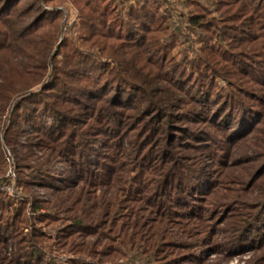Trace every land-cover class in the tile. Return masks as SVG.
<instances>
[{"label": "trees", "instance_id": "1", "mask_svg": "<svg viewBox=\"0 0 264 264\" xmlns=\"http://www.w3.org/2000/svg\"><path fill=\"white\" fill-rule=\"evenodd\" d=\"M43 4L54 5L44 11ZM65 5L77 12L73 22L60 9ZM202 71L225 87L213 81L212 90L203 88ZM192 78L193 93L187 88ZM250 113L256 126L246 138L260 149L264 0H2L0 118L9 115L10 121L4 144L16 150L28 125L38 139L24 149L39 153L28 151L20 159L30 177L41 179L55 163L79 167L64 191L43 182L55 197L48 209L64 216L72 232L67 245L79 253L92 250L90 239L104 237L101 229L118 238L114 252L122 257L126 250L135 258L144 249L157 254L159 245L197 240L203 209L195 205L179 213L172 206L185 201L178 194L193 189L196 166L182 165L188 149L174 144L170 127L186 120L243 129ZM130 122L137 127L129 129ZM98 136L106 139L102 153L95 160L80 154L85 163L77 164L78 148L84 143L91 150L88 140ZM244 138L237 141L249 140ZM146 141L163 143L154 150L159 155L143 146ZM136 157L143 162L137 167L141 177L132 176ZM26 180V186L36 183ZM258 181L264 183V176Z\"/></svg>", "mask_w": 264, "mask_h": 264}, {"label": "rangeland", "instance_id": "2", "mask_svg": "<svg viewBox=\"0 0 264 264\" xmlns=\"http://www.w3.org/2000/svg\"><path fill=\"white\" fill-rule=\"evenodd\" d=\"M1 3L2 0L0 5ZM203 3L201 1L200 5ZM52 5L54 4H43V10L49 11ZM60 9L68 22L76 19L77 12L71 5ZM176 9H179V5H176ZM71 33L74 36L75 31L72 30ZM201 73L206 77L201 80L203 88L212 90L213 81L218 86L225 87L223 80H216L213 74L204 71ZM191 76L192 73L185 81ZM183 83L185 82H182L181 86ZM186 84L189 85L186 82L184 86ZM195 84L197 82L192 78L190 86L187 87L189 91L193 89L191 93L195 91ZM8 117L9 115L0 118V145L4 150L2 153L0 149V264H264V183L258 181L264 176V144L260 149H255L253 140H250L252 137L249 135L246 138V134L256 126L254 115L251 113L248 115V122L243 123V129L237 125L229 129L220 122L213 126L186 120L172 124L171 140L174 144L186 145L184 147L188 149V152L182 151V157L189 155L188 158H183L182 165L196 166V174L192 178L195 183L193 189L189 188V193L185 191L184 194H178L182 195L185 201L177 199L172 206L179 213H189L196 205L203 209L205 220L197 233V240H175L170 244L159 245L161 253L155 254L144 249L135 258L130 256L133 253L127 250L123 257L118 256L114 252V249L119 251L116 242L118 238L111 232L103 233L102 229L99 234L104 237L98 239L95 236L90 239V244L94 247L87 254L79 253L67 245L72 236L70 226L64 216L58 217L56 211L48 209L55 197L44 188L43 182L54 184L58 191H64L66 181L79 175V167L64 162L55 163L51 170L41 173V179L30 177V172L24 169L20 159L32 150L39 156L35 148L24 149L30 147L38 138L29 133V126L26 125L24 134L16 141V150L7 148L3 140V129L10 123ZM42 121L49 124L50 118L45 117ZM130 124L133 126L129 129L137 127V122ZM125 129L126 127L121 130ZM260 129L264 137V125L260 126ZM117 130L120 131V128ZM142 133L143 129L139 133L136 131L134 135L140 137ZM242 137L249 140L241 143L237 141ZM139 139L137 138L135 143ZM88 141H91V150L85 149L83 143L74 157L77 164L85 163L88 155L91 160L97 159L102 153L101 147L106 139L98 136ZM85 143L88 145V142ZM157 143L156 141L146 146V141L143 146L150 147L152 150L149 152L156 156L160 152L154 153V150L161 151L158 148L163 145L162 143L157 146ZM80 154L85 155V158ZM140 154L141 151H138V155ZM129 159H132V156ZM136 160L137 157L131 160L134 163L132 176L141 177L144 174L137 167L143 162L140 158ZM161 169L162 166L158 165L155 171L160 172ZM26 178L36 183L26 186ZM143 179L148 181L150 178L144 176ZM170 194L172 197L177 195L172 191ZM47 202L49 204L46 205ZM138 209H141V206ZM123 214H127L126 211ZM98 242L111 248L105 250ZM124 243L128 246V242ZM31 253H34L32 260Z\"/></svg>", "mask_w": 264, "mask_h": 264}]
</instances>
